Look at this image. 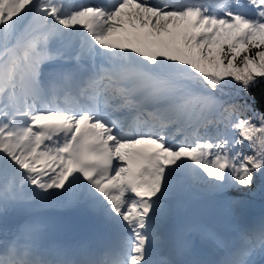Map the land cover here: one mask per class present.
Here are the masks:
<instances>
[{"label": "snow or ice", "instance_id": "obj_1", "mask_svg": "<svg viewBox=\"0 0 264 264\" xmlns=\"http://www.w3.org/2000/svg\"><path fill=\"white\" fill-rule=\"evenodd\" d=\"M262 82L264 0H0V264H264Z\"/></svg>", "mask_w": 264, "mask_h": 264}, {"label": "rangeland", "instance_id": "obj_2", "mask_svg": "<svg viewBox=\"0 0 264 264\" xmlns=\"http://www.w3.org/2000/svg\"><path fill=\"white\" fill-rule=\"evenodd\" d=\"M216 208V203L211 200L192 201L181 210L176 221L184 217L186 219L185 223L194 220L218 228H223L224 224L221 223L222 221L220 216L216 212ZM249 216L251 218H256V216H260V212L249 213Z\"/></svg>", "mask_w": 264, "mask_h": 264}, {"label": "trees", "instance_id": "obj_3", "mask_svg": "<svg viewBox=\"0 0 264 264\" xmlns=\"http://www.w3.org/2000/svg\"><path fill=\"white\" fill-rule=\"evenodd\" d=\"M255 94L257 98L259 99L261 96L262 91H264V82H262L260 85H258L255 89ZM248 203V214L249 213H256L260 212L259 218L264 215V195L261 194L259 187L254 189L251 193H248L244 197ZM221 218V217H220ZM259 218H253L254 220H258ZM221 223L224 224L223 219L221 218Z\"/></svg>", "mask_w": 264, "mask_h": 264}, {"label": "bare ground", "instance_id": "obj_4", "mask_svg": "<svg viewBox=\"0 0 264 264\" xmlns=\"http://www.w3.org/2000/svg\"><path fill=\"white\" fill-rule=\"evenodd\" d=\"M257 218L259 217V216H256ZM186 219L183 217V218H181V219H178V221H176V223H175V227L177 228V229H180V228H182L186 223ZM13 223H15V220H13V219H10L9 220V224H13ZM205 249H202V251H204ZM204 252H207V251H204Z\"/></svg>", "mask_w": 264, "mask_h": 264}]
</instances>
